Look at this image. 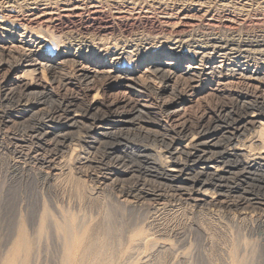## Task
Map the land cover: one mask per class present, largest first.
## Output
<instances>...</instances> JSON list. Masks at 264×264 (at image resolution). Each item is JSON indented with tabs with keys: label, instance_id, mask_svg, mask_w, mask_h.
<instances>
[{
	"label": "rangeland",
	"instance_id": "obj_1",
	"mask_svg": "<svg viewBox=\"0 0 264 264\" xmlns=\"http://www.w3.org/2000/svg\"><path fill=\"white\" fill-rule=\"evenodd\" d=\"M0 1H1L0 2V9H1L0 10V14H1L0 15V31L3 33V31H4L3 27L6 28L8 26L6 28V30L9 32L8 36H10V37L7 36V38H1L0 39V45H3L5 47L7 45L10 49H13V52H12L13 54H11V57H5V56L0 55V57H1L0 62L1 61L2 62L7 61L13 67L16 65L18 60H20L21 56L24 55L27 51H30V50L35 51L36 50V52H37V50L39 49V44L36 45V44H32V42H27L28 38L24 37L26 35H24L23 37L20 36L23 32L21 27L24 25H27V27H30L29 28L30 31L28 30V33L29 32H31L32 34L38 33V34H40V36L42 34L43 36L45 35L44 38H47L51 34L50 36L55 37V40H54L55 43H56V41L59 42V40L61 41L63 39L61 42H65V43H63V46H61V49L66 50L68 53H71L73 55L77 54L78 55L77 57H83L81 60L77 59V62H73V61H70L69 63L65 62L67 65L65 63H63V66H60L59 69H56V72H57L56 73V75H57L56 79L57 80L55 79L56 82H55V80L53 82L49 73L44 71L45 72L44 73L45 84H46V86H48V89H50V91H51L50 95L47 94V95H45L46 97L43 95L44 96V97H42L43 100L40 98L42 101L46 100L45 103L46 102L48 103V104L47 103L45 104L46 106L45 105L43 106L45 111L46 112L53 111L56 108L55 104L61 105V104H64L65 102H67V100L73 99V100H75V102L72 101V103H75V105H76V106L74 105L73 107H75L76 109L78 108L77 111H75V112L81 113V110L83 108L84 103H87V101L92 99L90 97H93L94 94H96V96L98 94V97H101L99 99L102 101L101 107L103 108L102 109L100 107V109L96 113H94V114L92 113L93 115L91 114L92 116L89 118H82V119L80 118L77 125L75 127L71 128L70 130H68V132H66V135H67L66 137H64L63 135H60L61 137L58 136L59 134H62V133L64 134L65 131H67L65 129L62 131L59 130L60 124L63 123L64 119L66 120L68 117V114L66 112H64L63 110H61L59 112V115H57L58 118L56 117L55 120H52V121H49L48 118L46 116H44L45 111H44V113L38 112V114H37V112H36L32 116H27L26 117L27 119L22 118V121L27 120V123L20 122L21 119L19 120V119L12 118L13 120H12V122H10L11 124L8 123L9 128H8V124L6 126H3L1 121H0V264H8L7 258L9 256V254L11 253V251L13 250V246H14L15 242L17 240H19L20 234L22 233L23 230H24L25 235L30 237V239L33 240L35 243V246H34L35 251H34L33 256H31L32 258L30 260V261H32L31 264H61V261L63 258V252H64V240L66 237L65 227L67 225H69V226L74 225V230L76 231L75 233L77 234V236L79 238L78 247L80 249H83L85 247V245L87 244V242L89 241V239L91 237H94V238H96V240H98V245H95L96 247H98L99 245H101L102 236L104 234H107L108 239H109V248H110V251L113 252V259H114L115 263H117V264H234L236 262L238 264H264V206H261L258 204V202H262V201L264 202V186H263L264 185L263 184L264 178L262 176L264 173L261 172V169L259 172V169H257L258 170L257 171L256 168L254 169V166H250L249 164H244L243 161H245V159H246L245 156H241V157L238 156L237 157V156H235L234 153H228V151H227L229 148H231L233 146L235 147V146L239 145L241 147L242 144H246V143H247L246 145H248L249 147L246 145H244V146H246L248 148H250V146H251L252 149L251 148L248 150L246 149V151L243 152L244 155H246L247 151H249V150H250L251 154L253 153L252 156L255 153H257V150L260 151L259 148L257 149V147H258L257 145L260 144V142L255 141L256 139H258L257 138V131L254 130V134H256V135H254L253 129H256V130L258 129V131L263 130V132H264V123H263L264 122V114L262 116V119L260 120V124L258 125V123H257V126H256V123H253V125L251 123H247L246 126L243 127L241 122L243 121L245 116L249 115L250 113L252 114L253 112L258 111L257 113L260 114L261 112L264 111V109H263L264 106L261 105L262 101H264V97H262V96H264V82H263L264 81V78H263L264 77V49H263L264 48V0H232V1L231 0H200V2H199V0H194V1L193 0H188V1L183 0L184 3L181 0H178V1L177 0H172V1L171 0H166V1H164V0H154V1L153 0L152 1L151 0H149V1L138 0V3L135 2L136 0L135 1L131 0L132 2H130V0H128V1L127 0H105V1L101 0L102 2L95 0L94 1L95 3H97L98 5L100 4L99 9H102L100 11H103V9H104V11L103 12H96L97 14H94L93 16L96 15L97 19H96V17H93L92 22L87 17V16H89L88 12L85 11L83 8H80V7L81 6L84 7L86 4L89 5L91 2H93V0H89V1L88 0H86V1L85 0H83V1L73 0L75 2H73L72 0H70V1L69 0H65V1L64 0L63 1L57 0L59 3L57 1L54 2V0H52V1L48 0V1H51V4H50V2H46L47 0L46 1L45 0H39V1L38 0H30V1L29 0H26V1L22 0L23 2L21 0H19V2L18 1L12 2V0L11 1L10 0H7V1L0 0ZM84 1H85V3H84ZM106 1H108V2H106ZM133 1L135 4H137V6L133 3ZM143 1L147 2V4L149 2L150 3L152 2V3L151 4L149 3L150 5H147V4L145 5V3ZM156 1H159L160 4H159V2L156 3ZM180 1L182 3H180ZM195 1H196V3H195ZM9 2L11 5L9 4ZM60 2H62V3H60ZM79 2H83V3H79ZM110 2H112V3H110ZM114 2L116 3V5ZM120 2H121V4H120ZM186 2L187 3L189 2L190 4L189 3L187 4ZM197 2H199V3L197 4ZM56 3L58 5H56ZM140 3L141 4L143 3L142 4L143 6H141ZM16 4H18L17 5L18 7L15 6ZM21 4H23V5H21ZM35 4L38 7H36ZM40 4H41V6H40ZM156 4H159L160 6H158ZM224 4H226V5H224ZM74 5H76V6H74ZM78 5H79V8L77 10H75V7H77ZM128 5H130V6H128ZM199 5L201 7H199ZM259 5H261V6H259ZM66 6H67V8L65 9ZM108 6L110 8H108ZM115 6H117L118 9ZM8 7H10V8H8ZM22 7L24 9H22ZM43 7H45V9ZM48 7H49V9H48ZM55 7H58V9ZM20 8H21V11L23 10V12L18 10ZM114 8H116V10ZM149 8H151V9H149ZM194 8H196V9H194ZM72 9L74 10V12ZM113 9L115 10V11H113L114 15L111 13ZM120 9H121V11H125V14L127 13L126 17L130 18V19L126 20L128 23L124 27L122 25H120V23H118L117 20L111 19V18H114L117 16L118 10L120 11ZM133 9H135L137 11V13ZM161 9H162V11H161ZM33 10L36 12L35 15H31V12ZM49 10H51V11L49 12ZM52 10H54V11H52ZM163 11L165 13H163ZM40 12L44 13V14H41V16H40L39 15ZM57 12H58V14H57ZM62 12H63V14L65 12H68V13L64 14L65 15L64 16L62 14ZM78 12L80 13V15L77 16ZM86 12H87V14H86ZM106 12L108 13V15ZM170 12H172L174 14H172ZM187 12H188V14H187ZM69 13H70V15H69ZM142 13L144 14V16L142 15ZM168 13H170V15L172 14L173 16H170ZM10 14L12 16H14V18H16V16H17V19H14ZM22 14H24V15H22ZM109 14H111V16ZM133 14H135V15H133ZM139 14H141V15H139ZM151 14H153L152 17H151ZM26 15H27V17H26ZM36 15H39V18H37V19H39L40 23L42 22L45 24L40 25L39 22H37V24L36 23H34V24L30 23L29 19L34 18ZM59 15H60V17H59ZM104 15L107 16V18L111 21V24L114 23V25L108 24V27L110 26L111 28H108L107 25L105 26V21H104L105 16ZM24 16H25V18H24ZM49 16L50 17H52V16L58 17V18L54 17V19L52 17V19L55 21V25H54L55 27L54 28L47 27L48 23L43 21V20L49 19L50 18ZM133 16H136L137 18L136 17L133 18ZM176 16H177V18H176ZM193 16H195L196 18L194 19ZM20 17H21V20H20ZM45 17H46V19H45ZM163 17H164V20H166V19H168V20L164 21ZM191 17L194 20L191 19ZM11 18H13V21ZM135 18H136V20H135ZM181 18H183V19H181ZM178 19H179V21H178L179 25H177ZM1 20H3V21H1ZM161 20H163V21H161ZM23 21H24V23H23ZM60 22H61V24H60ZM76 22H78V23H76ZM79 22H80V24H79ZM141 22H143V23H141ZM160 22H164L166 24L168 22L169 23L167 25H165V24H162ZM181 22H183V23L181 24ZM184 22H185V24H184ZM146 23H147V25L144 26V24H146ZM172 23H174V25ZM19 24H21V26ZM29 24H30V26H29ZM77 24H79V25H77ZM97 24H99V25L101 24V25L98 26ZM103 24H104V26H103ZM137 24H139V25H137ZM81 25H82V27H81ZM175 25H177V26L175 27ZM189 25H190V27H188ZM43 26H45L46 28H49V29H46ZM78 26L80 27V29L78 28ZM89 26H91V28H89ZM33 27H34V29L36 27L35 33H34V29L32 30ZM61 27H62V29H61ZM171 27L177 28L179 30L178 31L179 33L178 32L177 33L172 32ZM37 28H39L40 30ZM44 28H45V32L48 30L45 34L42 33V32H44ZM69 28H71V30ZM101 28H103V29L107 28V30H106L107 32H105V34L103 32H101L102 36L100 35V37H99L98 29L103 30ZM166 28H168V29H166ZM19 29H21V30H19ZM53 29L55 30V33H54ZM126 29L127 30L129 29L130 31L129 30L128 31L130 33L129 32L127 33ZM36 30H37V32H36ZM63 30H64L65 34L60 33ZM152 30H154V32ZM157 30L159 31L160 34L158 33ZM74 32L76 35L78 33V35L76 36L74 34ZM89 32H91V34L93 33L92 34L93 36L90 35ZM109 32H112V33L110 34ZM121 32L124 34H122ZM155 32H157L156 34L157 35L159 34L160 36L158 35V37H157ZM170 32H172L174 36ZM48 33H50V34H48ZM70 33L72 35H70ZM153 33L155 34V36ZM161 33H163L164 36H162ZM181 33L183 34V36L182 35L180 36ZM25 34H27V33H25ZM57 34H58V36H56ZM66 34H68V36ZM118 34H119V36H118ZM165 34H167L168 37ZM82 35H83V37H82ZM103 35H105V36H103ZM120 35H123V37ZM125 35H129V37L125 36ZM147 35H148V37H146ZM71 36H72V38H71ZM89 36H91L90 39H89ZM117 36H118V38H117ZM134 36H135V38H134ZM151 36L154 37V39ZM186 36H187V38H186ZM125 37L128 40H126ZM80 38L83 40H81ZM91 38H92V40L98 39V38L103 39V42H104L103 45H104V48L105 47L106 48L103 50V52L100 55L97 54V53H99V51L97 49L102 48V47L95 44V40H93L94 41V43H93L91 41ZM129 38L131 39V41ZM147 38H148V40H147ZM171 38H172V40L174 38H182L183 45H181L182 43H180V42L175 44V47L178 50V54H175V53H177L175 51L168 50L171 47L173 48V44H172L173 42H172ZM239 38H240V40H239ZM168 39H169V41H168ZM84 40H86V41H84ZM104 40H106V41H104ZM162 40H164L166 42H164ZM183 40H184V42H183ZM24 41L27 43H25ZM151 41H153V43ZM78 42H80V43H78ZM107 42H109V43H107ZM111 42H113V43H111ZM91 43H93V44H91ZM114 43H116V44H114ZM122 43H123V45H121ZM136 43L138 46L136 45ZM161 43H163V44H161ZM64 44H67V46ZM186 44H187V46H186ZM68 45H69V48H68ZM93 45H95V46H93ZM154 45H157V46H154ZM110 46H111V48H110ZM114 46H116L117 49ZM145 46H147V48ZM168 46H170V47L168 48ZM15 47H17V48H15ZM25 47H27V48H25ZM29 47H30V49H29ZM130 47L131 48L133 47L132 50L133 51L135 50L134 53L132 50H130L131 49ZM143 47L146 48V51H145V48H143ZM18 48H21V49H18ZM152 48H153V50H151ZM115 49L118 50L119 52L123 51L122 52L123 58H124V56L127 57L126 58V61H128L126 63L127 65L126 64L124 65L126 67V70L129 69L130 72L135 73V75L139 78L138 79L139 82L142 84H145V85L148 84L150 86V90L144 89L142 87L139 88V90L136 89L137 91L134 89H131V88H124V87L123 88L117 87L116 89H109L106 87V84L104 82H103L104 84L101 82L102 80L103 81H105V80L103 78H101L100 76H97L96 78H94L96 81L93 80V83H89V84H86L85 82H83L79 79L78 70L82 67V65H85V64H86V66H83V67H88L86 69H89V70H91V69L92 70H94V69L100 70V71L110 70V69L111 70H119L118 69L119 67L116 64H114V66H113L111 63H109L107 61L108 59L104 60L102 58L103 53L105 55V52L107 50L109 52H113ZM126 49L129 51H127ZM71 50H72V52H71ZM163 51L164 52L168 51L169 56H164V57L162 56L163 58H161L159 55ZM85 53H86V56H85ZM90 53H91V55H90ZM150 53L151 54L154 53V55H150ZM193 53H194V55H193ZM212 53H214V54H212ZM251 54L253 56H251ZM92 55H94V56H92ZM164 55H166V54H164ZM87 57H88V59H87ZM135 57H137V58H135ZM159 57H160V60L164 61L163 63H166L163 66H167L168 65L167 63H172V65L174 66L175 70H171L172 73L167 72V74H170L169 75L171 78V83H170L171 89L170 90H171V92H173V94L170 91L166 92L165 94L164 93L158 94V92L156 91V90H159V88L162 89V86L164 85V83H163L162 78L159 75H155L152 72V68L149 67V65L147 63L150 60L157 59ZM123 58H122V60H123ZM179 58H181V59H179ZM206 58H207V60H206ZM221 59H223V60L221 61ZM9 60H10V62H9ZM129 61H130V63H129ZM219 62H221V63L218 65ZM227 62H229V63L227 64ZM74 63L77 65L73 66V65H75ZM187 63L192 65V70L185 73L182 70H180L179 68H181L182 65L187 64ZM204 64L206 66H204ZM194 65L198 67L197 71H194L195 70ZM212 65H214V66H212ZM199 67H200V69H199ZM235 67L237 69H235ZM5 68L7 71L5 70ZM227 68H230V69H227ZM233 68H234V70H233ZM73 69L74 70L76 69V71H74ZM215 69H217L218 71ZM61 70H63V72ZM210 70L212 71V73ZM231 70H232V72H231ZM148 71H150V72H148ZM226 71H228V73ZM72 72H73V74H72ZM192 72H194V73H192ZM236 72H237V74H236ZM64 73H66V74H64ZM152 73L154 75H151ZM182 73L184 75H182ZM195 73H197L198 75ZM242 73H243V75H242ZM250 73H252V74H250ZM71 74H72V76H69ZM114 74L117 75L119 73L116 72ZM177 74H179V75H177ZM219 74H221V75H219ZM15 75L16 74L11 72V70L7 69L6 66L0 68V99L2 100V101L0 100V109H2V107H7V108H3L2 110H0V113L3 112L4 115H5V111L7 112V111L11 110V111L17 112L19 110L20 111L24 110L23 105L26 104L25 102L28 103L31 100L30 103H32L36 99L33 96H25V95L23 96L22 91H20L19 89H13L11 80L14 78ZM66 75H68V76H66ZM199 75H202V76H199ZM244 75H245V77H244ZM249 75L251 76V78ZM252 75H254V76H252ZM256 75H258V77ZM175 76H176V78H175ZM192 76L195 77L194 80L192 79L193 78ZM26 77L27 78H25V76H24V78H22V80L26 81V80H29V78L30 79L32 78L30 75H26ZM76 77H77V80H75ZM98 77H100V78H98ZM159 78H161V79H159ZM58 79H61V80L58 81ZM255 79H257V80H255ZM251 80H253V81H251ZM260 80H262V82ZM81 82H82V84H81ZM100 82H101V84H100ZM196 82L199 85H194ZM59 84H61V86ZM65 84H67V86ZM64 85H65V87H64ZM70 85H71V87H70ZM99 85H101V86H99ZM102 85H104V86L102 87ZM172 85L174 87H176L175 88L176 90H174ZM189 85L191 86L192 89L191 88L189 89V87H190ZM192 85H194V86H192ZM199 86H200V88H199ZM84 88L85 89L87 88V89L85 90ZM88 88H92V89L90 90ZM172 88H173V90H172ZM193 88L196 89V91H194L195 93L192 96H189L188 93L190 94L192 92L191 90H193ZM125 91L127 93H125ZM138 91H140V92H138ZM155 91H156V93H155ZM141 92H142V94H141ZM6 93H7V95H5ZM128 93H129L130 97H129ZM170 93H171V95H170ZM151 94H152V96H151ZM184 94H186V95H184ZM258 94H260L261 96ZM131 95H132L133 99L135 97L134 100L131 98ZM176 95H180V96L176 97ZM145 96H147V97H145ZM179 97L187 98L188 100L181 107H179V110L176 113H174V112L173 113H170V112L167 113L165 110H163L164 104H162V103H167V101L175 100ZM17 98H19V99H17ZM54 98H55V100H54ZM120 98L122 99V101ZM16 99H17V101H16ZM48 99L50 100V102ZM82 99L85 102H83ZM166 99H168V100L166 101ZM254 99H255V101H253ZM260 99H261V101H260ZM111 100H112V102H111ZM114 100H115V102H119V104L115 106L116 110L117 109L121 110L122 107H123V110H131L134 107L135 108L138 107L139 105L140 106L145 105V106H149L150 108H152V113L148 114L145 112L143 114H140L137 117V119H135L136 121L134 120L135 122L132 125V126L136 127V129L134 127L130 126L128 129L123 130L122 132H116V134L114 133L115 135L114 134H112V135L111 134H103L102 131H101V133H102L101 134L100 131L95 129V128L98 127L99 125H101L102 124L101 122H103L105 120V115H104L105 110L107 111L108 106L110 104L115 103ZM161 100H164V101H161ZM240 100L242 101V103H245V104H242L243 106L241 105ZM10 101L12 102L11 104H10ZM22 101H24V103H22ZM51 101L53 102L52 106L50 104ZM16 102H17L18 106H17ZM134 102H136V103H134ZM142 102L143 103L145 102L147 104H145V103L143 104ZM148 102L150 103V105ZM108 103H110V104H108ZM248 104H249V106L251 104H253L254 106L251 105L250 108H248L249 110L244 109L245 105H248ZM128 106H130V107H128ZM131 106H132V108H131ZM158 106L162 109H160ZM241 106L243 107V109L241 108ZM10 107H12V108H10ZM50 107L51 108L53 107V108L51 109ZM15 108H17V109H15ZM126 108H128V109H126ZM13 109H15V110H13ZM259 109H260V111H259ZM113 110H114V108H113ZM250 110H251V112H250ZM243 113H244V115H243ZM12 114H14V113H12ZM155 114H157V115H155ZM34 115H35V118H34ZM181 115L183 116L182 118H181ZM239 115L241 116V118ZM0 117H1V115H0ZM32 117L34 118V120ZM36 117H37V120H36ZM40 118H42V120ZM141 118H142V120H141ZM143 118H144V120H143ZM153 118L155 121H153ZM173 118H174V120H173ZM56 119L57 120L59 119V121H56ZM92 119H94L95 122ZM164 119H166V120H164ZM182 119H184V120H182ZM38 120H40V121H38ZM84 120H85V124H84ZM176 121L180 122V124L178 122H177V124H175ZM14 122H16V123H14ZM24 122H26V121H24ZM169 122L171 125L169 124ZM17 123H20V124L22 123V124L17 125ZM32 123H34V124H32ZM40 123H42L43 125ZM12 124H14V125H12ZM172 124L174 127L172 126ZM34 125H35V127H34ZM40 125H42V127H40ZM51 125H53V126H51ZM135 125H137V126H135ZM166 125H168V126H166ZM176 125H178V126H176ZM182 125L184 127H187L188 130L184 132L182 129L183 128ZM237 125L239 127H237ZM260 125L263 126V129H262V126H260ZM163 126H164V128H163ZM240 126H242V127H240ZM255 126H256V128H255ZM147 127H149V128L146 129ZM259 127H261V128H259ZM32 128H35V129L32 130ZM132 128H134V129H132ZM139 128L145 129L148 131L154 130V132L151 131L153 133H150L151 136L148 135L149 138H148V136H143L142 134H141L142 136H140V134L137 133V129H139ZM189 128H191V129H189ZM247 128H250V129H247ZM251 128H253V129H251ZM25 129H27V130H25ZM74 129H75V131H74ZM87 129H88V131H87ZM180 129H181V131H179ZM232 129L235 132L234 131L231 132ZM243 129H244V131H243ZM38 130H40V131H38ZM195 130L197 132H195ZM37 131H38V133H37ZM70 131H71V133H70ZM72 131H74L75 133H73ZM155 131L157 133L156 135H155ZM40 132H42V133H40ZM58 132H59V134H58ZM30 133L34 136V138ZM43 133L44 134L48 133V134L43 135ZM77 133H80V134L78 135ZM160 133L161 134L164 133L163 134L164 136L161 135ZM200 133H202V134H200ZM203 133H205V134H203ZM242 133H243V135H242ZM70 134H71V137H70ZM186 134H188V135H186ZM193 134L197 135V137H203L204 138V139L202 138L203 140L209 139L206 143L208 145L204 144V146L201 147V149H203L205 151L206 155L208 153V155L206 156L207 158L209 156V158H213L212 160H214L217 163V165H221V164L223 165V166L221 165L222 166L221 167L222 170L220 172L221 174L219 173L216 176L212 175V177L211 176H207V177L205 176L206 179L209 178L208 183H211L210 187L212 189L213 188L215 189V190L213 189L214 190L213 191V190H210L211 188H209V190L213 192V193L212 192L211 193H212V195H215L214 198L216 197L215 199L217 202L222 201V204H223L222 206H219V205L216 206V205H213V204L207 203V202H202L201 203L202 205L199 204L196 206L191 204L190 201L187 200L188 198H187L186 192L184 190H181L182 187H184L183 185H185V184L173 182L169 178L168 179L164 178V176L161 175L162 171L159 169V167H157V166L152 167L149 163L146 162L145 158L143 157L144 156L143 153H145V152L142 153V147H143L142 144L145 145V147L149 146V148L152 151V152L150 151L151 154L148 151H146V154H145L146 156L148 154L149 157H158V155L160 157L161 156L167 157L170 154H168L169 152L166 150V148L164 146L165 143L163 142L164 143L163 144L162 142H160L159 139L161 138V136L165 137V140L168 142L172 138L170 140V142L173 141V142L185 144L187 141H189L188 138H190V136ZM237 134L239 135V137L237 136ZM35 135H36V137H35ZM53 135H55V138ZM107 135H110V138ZM178 135H180V137ZM249 135H252V136L254 135V137L249 136ZM50 136L51 137L53 136V137L51 138ZM152 136H154L153 137L154 139L152 138ZM181 136H182V138L184 136V140H182ZM236 136H237V138H236ZM37 137H38V139H37ZM84 137H88V138H84ZM99 137H101V138H99ZM47 138L48 139L50 138L54 141H52V140L50 141V139H49V141L47 142V140L45 141V139H47ZM147 138H148V140L149 139L150 140L148 141ZM155 138L157 139L156 141H155ZM247 138H248V140L250 138V141H251L250 144H249L250 141H248ZM20 139H22V140H20ZM39 139L42 142L45 141V143H48L50 146L49 145H45V146L42 145L44 147L40 146ZM89 139H91V140H89ZM214 139L216 140L215 142H214ZM229 139H231V140H229ZM35 140H37V141L35 142ZM218 140L220 143L217 142ZM231 141H233L234 144ZM252 141H254L253 145H251ZM57 142H59V143H57ZM60 142H61V144H60ZM153 142H155V143H153ZM227 142H228V144H227ZM255 142L257 145L255 144ZM218 143H219V145H218ZM236 143H237V145H236ZM35 144H37V146ZM147 144H148V146H147ZM212 144H213V146H212ZM214 144H216V145H214ZM59 145H61V146L59 147ZM154 145L156 147L158 146L157 147L158 150L154 147ZM159 145H160V149H159ZM227 145H229V146H227ZM56 146H58L60 149L58 150V147H56ZM130 146H132V147H130ZM226 146L229 148H227ZM51 147H52V149H51ZM225 148H227L226 151H225ZM71 149H72V151H71ZM130 150H131V153H130ZM153 150H154V152H153ZM160 150L161 151L164 150V151L161 152ZM217 150L218 151L220 150L221 153H220V151L218 153ZM55 151L57 153H55ZM136 151H137V154H136ZM216 151L220 156L222 155L221 156L222 158L217 153L215 155ZM35 152L39 155L42 154L44 156H47V159H51L53 165L56 164L55 166L61 167V168L59 167L61 169V170L59 169V172L61 171L60 172V178L56 182L54 181V179L50 178L51 173L49 171V168H47L44 165L40 166L39 163H35V160H34L35 157H33V156H37V155H35L36 154ZM161 153H163V154H161ZM209 153L210 154L213 153L211 155L212 156L215 155V156L211 157V155H209ZM51 154H52V157H51ZM54 156H55V158H54ZM254 156H256V155H254ZM32 157H33V159H31ZM184 157H185L184 155H182V156L180 155V158L183 159L184 162H187L186 157H185V159H184ZM226 157H228L230 159H228ZM231 157H234L233 159H235L234 160L235 162L233 161V159ZM52 158H53V160H52ZM117 158L120 160V162L116 160ZM168 158H170V157L168 156ZM131 159H132V161H131ZM239 159H240V161L238 162ZM32 160H34V161H32ZM109 160H110V162H109ZM226 160L228 161V163H226L227 162ZM63 161L64 162L66 161V162L64 163ZM118 162L120 164H118ZM187 163L189 164V169L186 171V173H188V176L189 175H191L190 177L197 176V171L195 168L192 167L193 166L192 162H187ZM241 163H243V164H241ZM63 165H65V166H63ZM116 165L118 166L117 169L130 171L129 174H127V175L124 174L125 176L121 174V176L116 177V179L111 178V179H108L107 181H104V182L102 180L98 179L97 176L109 177L108 172H110V169L116 168L117 167ZM131 165L134 167L132 168ZM122 166H124V167H122ZM146 166L149 168L151 166V168L149 169ZM131 168L132 169L135 168V169L132 170ZM153 168L155 170H153ZM240 169H242V170H240ZM251 169H252V171H251ZM90 170L92 171V173ZM235 170L238 172H235ZM239 170L242 173H239L240 172ZM247 170H248V172H247ZM258 172H259L260 177L258 176ZM84 173H87V174H84ZM237 173H239V175ZM247 174L249 175V177ZM228 175L230 176V178ZM217 176H218V178H217ZM215 177H216V179H215ZM223 177H224V179H221ZM93 178H94V181H93ZM120 178H121V180H120ZM117 179H118V181H115V184H118L119 186L121 185L122 187L127 188V190L130 188H134L135 186H136L135 188H138L137 190H139L140 186H141L142 187L141 189H144L148 192H152V189L153 190L155 189L158 191V193L155 192V194H161V195L159 196V198L155 197V196H151L150 198L149 197L146 198L147 199L146 200L143 198H137L136 195H134V194L132 195V193H129V192L123 193L117 187L115 188L112 185L111 181L117 180ZM122 179L125 181H123ZM211 181H213V182H211ZM254 181L256 183H254ZM98 184H99V186H98ZM154 184H156V185H154ZM219 184H220V186H222V188L219 186ZM153 185H154V187H153ZM215 186H217L218 188ZM219 188H221V189H219ZM159 191H160V193H159ZM217 191H219V192L221 191V192L218 193ZM222 191H224V192H222ZM162 194H164V195H162ZM219 196H221V197H219ZM185 198H187V199H185ZM236 199L239 201V203L237 202ZM231 201H233V202H231ZM227 204H230V205H227ZM240 205H242V206H240ZM252 205H254V206H252ZM229 206H231V207H229ZM227 207H229V208H227ZM249 207H250V209H249ZM40 229L42 230V232H40ZM157 243H164L165 247L163 246L161 248V246H159L160 248H158V246H156ZM22 256H23V253L19 254V258H22Z\"/></svg>",
	"mask_w": 264,
	"mask_h": 264
},
{
	"label": "bare ground",
	"instance_id": "obj_2",
	"mask_svg": "<svg viewBox=\"0 0 264 264\" xmlns=\"http://www.w3.org/2000/svg\"><path fill=\"white\" fill-rule=\"evenodd\" d=\"M5 1H7V0H5ZM11 1V0H10ZM19 2V0H12V2ZM22 1V0H21ZM23 1H26V0H23ZM22 1V2H23ZM30 1V0H29ZM28 1V2H29ZM39 1V0H38ZM46 1V0H45ZM52 1V0H51ZM51 1H46V2H50V4H51ZM55 1H57V0H54V2ZM63 1V0H62ZM65 1V0H64ZM70 1V0H69ZM73 1V0H72ZM81 1H83V0H81ZM86 1V0H85ZM85 1H84V3H85ZM89 1V0H88ZM95 0H93V2H91L89 5H83L84 7H80V8H83L85 11H87L88 12V15L89 16H87L88 17V19L92 22V20H93V17H96V15L95 16H93L94 14H97L96 12H103L104 11V9H103V11H100V10H102V9H99V5L97 4V3H95L94 2ZM98 1H101V0H98ZM103 1H105V0H103ZM128 1V0H127ZM135 1V0H134ZM134 1H133V3H134ZM142 1V0H141ZM140 1V2H141ZM145 1V0H144ZM143 1V2H144ZM146 1H149V0H146ZM152 1V0H151ZM154 1V0H153ZM164 1H166V0H164ZM172 1V0H171ZM178 1V0H177ZM182 2H183V0H181ZM180 1V3H182ZM188 1V0H187ZM194 1V0H193ZM192 1V2H193ZM232 1V0H231ZM1 2V1H0ZM58 2V1H57ZM73 2H75V1H73ZM78 2V1H77ZM102 2V1H101ZM100 2V3H101ZM106 2H108V1H106ZM130 2H132L131 0H130ZM135 2H137L138 3V0H136ZM157 2H159V1H156V3ZM163 2V1H162ZM161 2V3H162ZM199 2H200V0H199ZM199 2H197V4L199 3ZM210 2V1H209ZM225 2V1H224ZM43 3V2H42ZM59 3V2H58ZM60 3H62V2H60ZM79 3H83V2H79ZM110 3H112V2H110ZM115 3V2H114ZM119 3V2H118ZM123 3V2H122ZM145 3V5L147 4V2H144ZM150 3V2H149ZM147 4V5H150V4ZM167 3V2H166ZM184 3V2H183ZM187 3V2H186ZM189 3V2H188ZM187 3V4H188ZM194 3V2H193ZM195 3H196V1H195ZM231 3V2H230ZM263 3V2H262ZM7 4V3H6ZM9 4H10V2H9ZM71 4V3H70ZM108 4V3H107ZM120 4H121V2H120ZM126 4V3H125ZM135 4V3H134ZM141 4V3H140ZM143 4V3H142ZM141 4V6H143ZM159 4H160V2H159ZM159 4H156V5H158V6H160ZM163 4V3H162ZM190 4V3H189ZM202 4V3H201ZM200 4V5H201ZM211 4V3H210ZM11 5V4H10ZM18 4H16L15 6H17ZM21 5H23V4H21ZM56 5H58L57 3H56ZM55 5V6H56ZM60 5V4H59ZM104 5V4H103ZM112 5V4H111ZM115 5H116V3H115ZM127 5V4H126ZM132 5V4H131ZM136 6H137V4H135ZM139 5V4H138ZM155 5V6H156ZM166 5V4H165ZM199 5V7H201ZM203 5V4H202ZM224 5H226V4H224ZM3 6V5H2ZM35 6H36V4H35ZM40 6H41V4H40ZM45 6V5H44ZM74 6H76V5H74ZM107 6V5H106ZM113 6V5H112ZM120 6V5H119ZM128 6H130V5H128ZM134 6V5H133ZM140 6V7H141ZM250 6V5H249ZM259 6H261V5H259ZM18 7V6H17ZM21 7V6H20ZM31 7V6H30ZM36 7H38V6H36ZM59 7V6H58ZM58 7H55V8H57L58 9ZM116 8H117V6H115ZM122 7V6H121ZM149 7V6H148ZM212 7V6H211ZM235 7V6H234ZM242 7V6H241ZM246 7V6H245ZM8 8H10V7H8ZM29 8V7H28ZM32 8V7H31ZM44 9H45V7H43ZM63 8V7H62ZM67 8V6L65 7V9ZM73 8V7H72ZM79 8V5L77 6V7H75V10H77ZM102 8V7H101ZM105 8V7H104ZM108 8H110L109 6H108ZM116 8H114L115 10H116ZM120 8V7H119ZM123 8V7H122ZM131 8V7H130ZM135 8V7H134ZM142 8V7H141ZM152 8V7H151ZM151 8H149V9H151ZM160 8V7H159ZM197 8V7H196ZM196 8H194V9H196ZM226 8V7H225ZM3 9V8H2ZM15 9V8H14ZM22 9H24L23 7H22ZM48 9H49V7H48ZM64 9V10H65ZM106 9V8H105ZM112 10V14L114 13L113 11H115V10ZM118 9V8H117ZM125 9V8H124ZM148 9V10H149ZM156 9V8H155ZM250 9V8H249ZM1 10V9H0ZM12 10V9H11ZM18 10H20L21 11V8L20 9H18ZM39 10V9H38ZM73 10V9H72ZM136 13H137V11L135 10V9H133ZM138 10V9H137ZM145 10V9H144ZM143 10V11H144ZM184 10V9H183ZM187 10V9H186ZM244 10V9H243ZM14 11V10H13ZM51 10H49V12H50ZM52 11H54V10H52ZM84 11V12H85ZM111 11V10H110ZM133 11V12H134ZM139 11V10H138ZM142 11V12H143ZM151 11V10H150ZM154 11V10H153ZM160 11V10H159ZM161 11H162V9H161ZM178 11V10H177ZM234 11V10H233ZM21 12H23V10L21 11ZM73 12H74V10H73ZM80 12V11H79ZM78 12V14H77V16L78 15H80V13ZM82 12V11H81ZM87 12H86V14H87ZM140 12V11H139ZM145 12V11H144ZM143 12V13H144ZM152 12V11H151ZM189 12V11H188ZM188 12H187V14H188ZM16 13V12H15ZM30 13V12H29ZM61 13V12H60ZM66 13H68V12H65L64 14H66ZM107 13V12H106ZM110 13V12H109ZM131 13V12H130ZM142 13V15L144 16V14ZM159 13V12H158ZM163 13H165L164 11H163ZM170 13H172V12H170ZM170 13H168L169 15H170ZM179 13V12H178ZM207 13V12H206ZM205 13V14H206ZM249 13V12H248ZM20 14V13H19ZM36 14V12L33 10L32 12H31V15H35ZM41 14H44V13H41L40 12V16H41ZM49 14V13H48ZM51 14V13H50ZM56 14V13H55ZM57 14H58V12H57ZM62 14H63V12H62ZM63 14V15H64ZM82 14V13H81ZM84 14V13H83ZM167 14V13H166ZM165 14V15H166ZM172 14H174V13H172ZM170 15V16H173V15ZM1 15V14H0ZM11 15V14H10ZM9 15V16H10ZM22 15H24V14H22ZM28 15V14H27ZM27 15H26V17H27ZM39 15H36L34 18H30L29 20H30V23H32V24H34V23H36L37 24V22H39L40 23V21H39V19H37V18H39ZM69 15H70V13H69ZM72 15V14H71ZM101 15V14H100ZM107 15H108V13H107ZM110 16H111V14H109ZM114 15V14H113ZM126 15H127V13L125 14V11H121V9H120V11L118 10V14H117V16L116 17H114V18H111L112 20H117L118 21V23H120V25H122L123 27L124 26H126L127 25V21L126 20H128V19H130L129 17H126ZM133 15H135V14H133ZM139 15H141V14H139ZM152 15L153 14H151V17H152ZM157 15V14H156ZM164 15V14H163ZM179 15V14H178ZM193 15V14H192ZM191 15V16H192ZM214 15V14H213ZM245 15V14H244ZM6 16V15H5ZM12 16V15H11ZM21 16V15H20ZM29 16V15H28ZM65 16V15H64ZM82 16V15H81ZM105 16V15H104ZM129 16V15H128ZM138 16V15H137ZM155 16V15H154ZM158 16V15H157ZM204 16V15H203ZM8 17V16H7ZM13 18H14V16H12ZM23 17V16H22ZM44 17V16H43ZM50 17V16H49ZM53 17V19H54V17L55 16H52ZM52 17H50L49 19H46V17H45V19L46 20H43V21H45V22H47L48 23V26L47 27H49V28H54L55 26V21L52 19ZM59 17H60V15H59ZM68 17V16H67ZM134 17H136V16H133V18ZM150 17V16H149ZM180 17V16H179ZM194 17V19L196 18L195 16H193ZM3 18V17H2ZM5 18V17H4ZM10 18V17H9ZM13 18H11L12 19V21H13ZM24 18H25V16H24ZM29 18V17H28ZM55 18H58L57 16L55 17ZM81 18V17H80ZM100 18V17H99ZM104 18V17H103ZM110 18V17H109ZM137 18V17H136ZM136 18H135V20H136ZM141 18V17H140ZM166 18V17H165ZM176 18H177V16H176ZM184 18V17H183ZM183 18H181V19H183ZM213 18V17H212ZM14 19H17V16H16V18H14ZM96 19H97V17H96ZM144 19V18H143ZM147 19V18H146ZM191 19H193L192 17H191ZM193 19V20H194ZM198 19V18H197ZM220 19V18H219ZM20 20H21V17H20ZM80 20V19H79ZM87 20V19H86ZM100 20V19H99ZM103 20V19H102ZM142 20V19H141ZM163 20H164V17H163ZM163 20H161V21H163ZM168 19H166V20H164V21H167ZM1 21H3V20H1ZM9 21V20H8ZM25 21V20H24ZM24 21H23V23H24ZM61 21V20H60ZM64 21V20H63ZM62 21V22H63ZM74 21V20H73ZM104 21H105V26L107 25V27H108V24H111V21L107 18V16H105V18H104ZM131 21V20H130ZM155 21V20H154ZM178 21H179V19L177 20V25H179V23H178ZM182 21V20H181ZM11 22V21H10ZM16 22V21H15ZM18 22V21H17ZM20 22V21H19ZM57 22V21H56ZM81 22V21H80ZM80 22H79V24H80ZM94 22V21H93ZM102 22V21H101ZM158 22V21H157ZM195 22V21H194ZM234 22V21H233ZM21 23V22H20ZM22 23V24H23ZM46 23V24H47ZM65 23V22H64ZM76 23H78V22H76ZM141 23H143V22H141ZM160 23H162V24H165V25H167L166 23H164V22H160ZM175 23V22H174ZM174 23H172L173 25H174ZM183 22H181V24H182ZM209 23V22H208ZM26 24V23H25ZM28 24V23H27ZM42 24H45V23H40V25H42ZM60 24H61V22H60ZM79 24H77V25H79ZM83 24V23H82ZM157 24V23H156ZM184 24H185V22H184ZM187 24V23H186ZM191 24V23H190ZM216 24V23H215ZM18 25V24H17ZM20 26H21V24H19ZM24 25V24H23ZM65 25V24H64ZM63 25V26H64ZM71 25V24H70ZM75 25V24H74ZM98 26H100L99 24H97ZM111 25H114V23H112ZM135 25V24H134ZM137 25H139V24H137ZM145 25H147V23L146 24H144V26ZM159 25V24H158ZM177 25H175V27L177 26ZM239 25V24H238ZM19 26V27H20ZM29 26H30V24H29ZM33 26V25H32ZM31 26V27H32ZM62 26V27H63ZM76 26V25H75ZM84 26V25H83ZM103 26H104V24H103ZM136 26V25H135ZM149 26V25H148ZM152 26V25H151ZM171 26V25H170ZM187 26V25H186ZM195 26V25H194ZM207 26V25H206ZM209 26V25H208ZM215 26V25H214ZM2 27V26H1ZM8 27V26H7ZM6 27V28H7ZM16 27V26H15ZM40 27V26H39ZM43 27H45V26H43ZM62 27H61V29H62ZM68 27V26H67ZM74 27V26H73ZM81 27H82V25H81ZM88 27V26H87ZM86 27V28H87ZM93 27V26H92ZM113 27V26H112ZM137 27V26H136ZM173 27V26H172ZM171 27V28H172ZM188 27H190V25L188 26ZM219 27V26H218ZM233 27V26H232ZM6 28L5 27H3V33L1 32L0 33V39L1 38H7V36L9 35V32L6 30ZM14 28V27H13ZM18 28V27H17ZM29 28L30 27H27V25H24V26H22L21 27V29H22V34L20 35L21 37H23L24 35H26V36H24V37H27L28 38V41L27 42H32V44H39V49L37 50V52H36V50L35 51H32V50H30V51H27L24 55H22L21 56V58H20V60H18V62L16 63V65L15 66H11L7 61H4V62H0V68H2V67H7V69H9V70H11V72H13V73H15L16 75L14 76V78L11 80L12 81V86H13V89H19L20 91H22V94H23V96L25 95V96H33L34 98H36L35 99V101H33L32 103H30L31 102V100H30V102H25L26 104H22L23 105V109L24 110H19V111H5V115L3 114V112H1L0 113V115H1V117H0V121H1V123H2V125L3 126H6L8 123H10V122H12V118H14V119H21L20 120V122H22V123H27V120H23L22 121V118H26L27 116H32L34 113H36L37 112V114H38V112H43L44 113V111H45V109H44V105L47 103H45V101L46 100H44V101H42L43 99H42V97H44L45 95H50L51 94V91H50V89H48V86H46V84H45V79H44V73L45 72H48L49 73V75H50V77H51V79H52V81L54 82V80L56 79V77H57V75H56V69H59V67L60 66H63V63H65V62H70V61H73V62H77V59L78 60H81L83 57H77L78 55L76 54V55H73V54H71V53H68L66 50H63V49H61V46H63V43H65V42H61L60 40H59V42H57L56 41V43H55V37L54 36H50L51 34V32L50 33H48V34H50L47 38H44L45 37V35L43 36L42 34H41V36H40V34H38V33H35V29H36V27H35V29H34V27L32 28V30L34 29V33L35 34H32L31 32H29L28 33V30H29ZM46 28V27H45ZM45 28H44V32H42V33H46L45 32ZM49 28H46V29H49ZM78 28L80 29V27L78 26ZM89 28H91V26H89ZM108 28H111L110 26L108 27ZM132 28V27H131ZM156 28V27H155ZM158 28V27H157ZM183 28V27H182ZM213 28V27H212ZM239 28V27H238ZM10 29V28H9ZM21 29H19V30H21ZM37 29H39V28H37ZM60 29V30H61ZM70 30H71V28H69ZM88 29V28H87ZM96 29V28H95ZM100 29V28H99ZM98 29V34H99V37H100V35L102 36V33L101 32H103L104 34H105V32H107L106 30H107V28H101V29H103V30H99ZM166 29H168V28H166ZM181 29V28H180ZM189 29V28H188ZM2 30V29H1ZM40 30V29H39ZM43 30V29H42ZM41 30V31H42ZM52 30V29H51ZM50 30V31H51ZM54 30V29H53ZM68 30V29H67ZM76 30V29H75ZM74 30V31H75ZM89 30V29H88ZM116 30V29H115ZM127 30V29H126ZM129 30V29H128ZM127 30V33L130 31H128ZM140 30V29H139ZM30 31V30H29ZM73 31V30H72ZM112 31V30H111ZM153 32H154V30H152ZM158 31V30H157ZM162 31V30H161ZM179 30L177 29V28H172V32H174V33H177ZM181 31V30H180ZM21 32V31H20ZM36 32H37V30H36ZM67 32V31H66ZM78 32V31H77ZM82 32V31H81ZM142 32V31H141ZM172 32H170V33H172ZM182 32V31H181ZM239 32V31H238ZM241 32V31H240ZM25 33H27V34H25ZM41 33V32H40ZM54 33H55V30H54ZM59 33V32H58ZM61 34L62 33H64V30L62 31V32H60ZM59 33V34H60ZM90 33V35H92L91 34V32H89ZM110 34L112 33V32H109ZM122 33V32H121ZM130 33V32H129ZM157 32H155V34H156ZM158 33H159V31H158ZM179 33V32H178ZM183 33V32H182ZM180 34V36L182 35L183 36V34ZM3 34V35H2ZM60 34V35H61ZM65 34V33H64ZM63 34V35H64ZM74 34H75V32H74ZM120 34V33H119ZM119 34H118V36H119ZM122 34H124V33H122ZM154 34V33H153ZM155 34H154V36H155ZM160 34V33H159ZM158 34V35H159ZM162 34V36H164L163 35V33H161ZM206 34V33H205ZM250 34V33H249ZM254 34V33H253ZM59 35V36H60ZM67 36H68V34H66ZM70 35H72L71 33H70ZM76 35V34H75ZM77 35H78V33H77ZM76 35V36H77ZM87 35V34H86ZM107 35V34H106ZM116 35V34H115ZM114 35V36H115ZM157 35V34H156ZM158 35H157V37H158ZM167 37H168V35L167 34H165ZM172 35H173V33H172ZM220 35V34H219ZM234 35V34H233ZM47 36V35H46ZM56 36H58V34L56 35ZM81 36V35H80ZM85 36V35H84ZM93 36V35H92ZM98 36V35H97ZM103 36H105V35H103ZM118 36H117V38H118ZM120 36H122L123 37V35H120ZM125 36H128L129 37V35H125ZM136 36V35H135ZM135 36H134V38H135ZM140 36V35H139ZM160 36V35H159ZM161 36V37H162ZM174 36V35H173ZM190 36V35H189ZM238 36V35H237ZM256 36V35H255ZM8 37H10V36H8ZM54 37V38H53ZM75 37V36H74ZM79 37V36H78ZM82 37H83V35H82ZM81 37V38H82ZM86 37V36H85ZM90 37L91 36H89V39H90ZM113 37V36H112ZM111 37V38H112ZM116 37V36H115ZM146 37H148V35L146 36ZM152 37V36H151ZM233 37V36H232ZM246 37V36H245ZM12 38V37H11ZM20 38V37H19ZM58 38V37H57ZM67 38V37H66ZM65 38V39H66ZM71 38H72V36H71ZM80 38V39H81ZM153 39H154V37H152ZM156 38V37H155ZM186 38H187V36H186ZM204 38V37H203ZM256 38V37H255ZM22 39V38H21ZM77 39V38H76ZM88 39V38H87ZM86 39V40H87ZM108 39V38H107ZM110 39V38H109ZM116 39V38H115ZM123 39V38H122ZM125 39H126V37H125ZM130 39V38H129ZM145 39V38H144ZM152 39V40H153ZM167 39V38H166ZM25 40V39H24ZM78 40V39H77ZM81 40H83V39H81ZM86 40H84V41H86ZM93 40H95V44H97V45H99V46H101L102 48H98L97 50L99 51V53H97L98 55H100L102 52H103V50L106 48H104V45H103V39L102 38H98V39H93ZM92 40V38H91V41L94 43V41ZM126 40H128V39H126ZM125 40V41H126ZM133 40V39H132ZM135 40V39H134ZM140 40V39H139ZM147 40H148V38H147ZM171 40H172V38H171ZM170 40V41H171ZM223 40V39H222ZM239 40H240V38H239ZM256 40V39H255ZM21 41V40H20ZM19 41V42H20ZM23 41V40H22ZM76 41V40H75ZM104 41H106V40H104ZM109 41V40H108ZM130 41H131V39H130ZM150 41V40H149ZM148 41V42H149ZM154 41V40H153ZM153 41H151L152 43H153ZM162 41H164V40H162ZM168 41H169V39H168ZM186 41V40H185ZM188 41V40H187ZM238 41V40H237ZM25 42V41H24ZM27 42H25V43H27ZM43 42V43H42ZM67 42V41H66ZM71 42V41H70ZM73 42V41H72ZM114 42V41H113ZM113 42H111V43H113ZM143 42V41H142ZM160 42V41H159ZM164 42H166V41H164ZM163 42V43H164ZM172 44H173V48L171 47L170 49H168V50H172V51H175V52H177V53H175V54H178V50H177V48L175 47V44L176 43H178V42H180V43H182V38H174L173 40H172ZM183 42H184V40H183ZM18 43V42H17ZM61 43V44H60ZM74 43V42H73ZM78 43H80V42H78ZM83 43V42H82ZM86 43V42H85ZM93 43H91V44H93ZM107 43H109V42H107ZM120 43V42H119ZM118 43V44H119ZM127 43V42H126ZM131 43V42H130ZM129 43V44H130ZM138 43V42H137ZM137 43H136V45H137ZM155 43V42H154ZM163 43H161V44H163ZM22 44V43H21ZM87 44V43H86ZM90 44V43H89ZM88 44V45H89ZM114 44H116V43H114ZM113 44V45H114ZM147 44V43H146ZM200 44V43H199ZM64 45H66L67 46V44H64ZM103 45V46H102ZM121 45H123V43L121 44ZM127 45V44H126ZM125 45V46H126ZM149 45V44H148ZM159 45V44H158ZM170 45V44H169ZM181 45H183V43L181 44ZM215 45V44H214ZM239 45V44H238ZM15 46V45H14ZM33 46V45H32ZM35 46V45H34ZM93 46H95V45H93ZM119 46V45H118ZM138 46V45H137ZM150 46V45H149ZM154 46H157V45H154ZM161 46V45H160ZM166 46V45H165ZM171 46V45H170ZM170 46H168V48L170 47ZM186 46H187V44H186ZM196 46V45H195ZM11 47V46H10ZM24 47V46H23ZM36 47V46H35ZM79 47V46H78ZM115 48H116V46H114ZM146 48H147V46H145ZM145 47H143V48H145ZM183 47V46H182ZM200 47V46H199ZM206 47V46H205ZM204 47V48H205ZM15 48H17V47H15ZM25 48H27V47H25ZM24 48V49H25ZM68 48H69V45H68ZM67 48V49H68ZM71 48V47H70ZM93 48V47H92ZM110 48H111V46H110ZM131 48V47H130ZM135 48V47H134ZM139 48V47H138ZM146 48H145V51H146ZM157 48V47H156ZM165 48V47H164ZM167 48V47H166ZM181 48V47H180ZM232 48V47H231ZM235 48V47H234ZM237 48V47H236ZM249 48V47H248ZM261 48V47H260ZM18 49H21V48H18ZM29 49H30V47H29ZM86 49V48H85ZM109 49V48H108ZM117 49V48H116ZM114 50L113 52H109L108 50L105 52V55H104V53H103V55H102V58L104 59V60H107L109 63H111L113 66H114V64H116L119 68V70H102V71H100V70H89V69H86V68H88V67H83V66H86V64L85 65H82V67L78 70V76H79V79L81 80V81H83V82H85L86 84H89V83H93V80H95L94 78H96L97 76H100L101 78H103L105 81H101L102 83L104 82L105 84H106V87L107 88H109V89H116L117 87H120V88H131V89H134V90H136V89H138L139 90V88H144V89H149L150 90V86L148 85V84H142V83H140L139 82V78L135 75V73H133V72H130L129 71V69H127L126 70V67L124 66L128 61H126V56H124V58H123V51H118V50ZM121 49V48H120ZM123 49V48H122ZM133 49V47L130 49V50H132ZM201 49V48H200ZM242 49V48H241ZM252 49V48H251ZM264 49V48H263ZM15 50V49H14ZM75 50V49H74ZM82 50V49H81ZM113 50V49H112ZM127 50V49H126ZM140 50V49H139ZM138 50V51H139ZM151 50H153V48L151 49ZM180 50V49H179ZM188 50V49H187ZM186 50V51H187ZM194 50V49H193ZM207 50V49H206ZM20 51V50H19ZM26 51V50H25ZM86 51V50H85ZM84 51V52H85ZM127 51H129V50H127ZM126 51V52H127ZM133 51V50H132ZM135 51V50H134ZM134 51H133V53H134ZM189 51V50H188ZM187 51V52H188ZM199 51V50H198ZM13 52V49H10L7 45H6V47L5 46H3V45H0V55L1 56H5V57H11V54H13L12 53ZM18 52V51H17ZM71 52H72V50H71ZM74 52V51H73ZM79 52V51H78ZM152 52V51H151ZM229 52V51H228ZM231 52V51H230ZM253 52V51H252ZM19 53V52H18ZM92 53V52H91ZM91 53H90V55H91ZM132 53V54H133ZM136 53V52H135ZM144 53V52H143ZM159 53V52H158ZM168 51L167 52H162V53H160V57L161 58H163L164 56H169L168 55ZM181 53V52H180ZM203 53V52H202ZM201 53V54H202ZM248 53V52H247ZM17 54V53H16ZM81 54V53H80ZM137 54V53H136ZM139 54V53H138ZM164 54H166V55H164ZM197 54V53H196ZM210 54V53H209ZM212 54H214V53H212ZM226 54V53H225ZM254 54V53H253ZM128 55V54H127ZM149 55V54H148ZM150 55H154V53L153 54H151L150 53ZM156 55V54H155ZM174 55V54H173ZM193 55H194V53H193ZM218 55V54H217ZM230 55V54H229ZM85 56H86V53H85ZM88 56V55H87ZM92 56H94V55H92ZM91 56V57H92ZM137 56V55H136ZM163 56V57H162ZM201 56V55H200ZM240 56V55H239ZM251 56H253L252 54H251ZM100 57V56H99ZM160 57L159 58H157V59H152V60H150L147 64L149 65V67H151L152 68V72L155 74V75H159L161 78H162V80H163V83H164V85L162 86V89H160L159 87V90H156L157 92H158V94H165L166 92H171V78H170V74H167V72H171V70H175L174 69V66L172 65V63H167L168 65L167 66H163L164 64H166V63H163L164 61L163 60H160ZM205 57V56H204ZM221 57V56H220ZM231 57V56H230ZM258 57V56H257ZM1 58V57H0ZM13 58V57H12ZM122 58H123V60H122ZM129 58V57H128ZM135 58H137V57H135ZM146 58V57H145ZM169 58V57H168ZM172 58V57H171ZM202 58V57H201ZM226 58V57H225ZM238 58V57H237ZM3 59V58H2ZM87 59H88V57H87ZM95 59V58H94ZM101 59V58H100ZM150 59V58H149ZM173 59V58H172ZM176 59V58H175ZM179 59H181V58H179ZM184 59V58H183ZM220 59V58H219ZM246 59V58H245ZM7 60V59H6ZM13 60V59H12ZM122 60V61H121ZM131 60V59H130ZM148 60V59H147ZM185 60V59H184ZM204 60V59H203ZM206 60H207V58H206ZM223 59H221V61H222ZM230 60V59H229ZM15 61V60H14ZM17 61V60H16ZM98 61V60H97ZM102 61V60H101ZM141 61V60H140ZM139 61V62H140ZM9 62H10V60H9ZM13 62V61H12ZM79 62V61H78ZM81 62V61H80ZM93 62V61H92ZM100 62V61H99ZM138 62V63H139ZM172 62V61H171ZM181 62V61H180ZM231 62V61H230ZM233 62V61H232ZM84 63V62H83ZM82 63V64H83ZM129 63H130V61H129ZM146 63V62H145ZM192 63V62H191ZM202 63V62H201ZM206 63V62H205ZM221 62H219L218 63V65L220 64ZM229 62H227V64H228ZM235 63V62H234ZM257 63V62H256ZM12 64V63H11ZM66 64V63H65ZM75 64V63H74ZM132 64V63H131ZM215 64V63H214ZM217 64V63H216ZM237 64V63H236ZM67 65V64H66ZM71 65V64H70ZM77 64H75V65H73V66H76ZM127 65V64H126ZM130 65V64H129ZM140 65V64H139ZM147 65V66H148ZM211 65V64H210ZM72 66V65H71ZM81 66V65H80ZM88 66V65H87ZM179 66V65H178ZM195 66V65H194ZM201 66V65H200ZM204 66H206L205 64H204ZM203 66V67H204ZM212 66H214V65H212ZM131 67V66H130ZM63 68V67H62ZM195 68V70L194 71H197L198 70V67L197 66H195L194 67ZM213 68V67H212ZM61 69V68H60ZM107 69V68H106ZM117 69V68H116ZM131 69V68H130ZM177 69V68H176ZM180 70H182L183 72H185V73H187V72H189V71H191L192 70V65H190L189 63H187V64H184V65H182L181 66V68H179ZM199 69H200V67H199ZM221 69V68H220ZM227 69H230V68H227ZM235 69H237L236 67H235ZM5 70H6V68H5ZM74 70V69H73ZM208 70V69H207ZM215 70H217V69H215ZM233 70H234V68H233ZM7 71V70H6ZM45 71V72H44ZM62 72H63V70H61ZM60 71V72H61ZM74 71H76V69L74 70ZM177 71V70H176ZM211 71V70H210ZM218 71V70H217ZM119 73V74H114V73ZM148 72H150V71H148ZM174 72V71H173ZM180 72V71H179ZM215 72V71H214ZM227 73H228V71H226ZM230 72V71H229ZM231 72H232V70H231ZM238 72V71H237ZM237 72H236V74H237ZM151 74V75H154V74ZM172 73V72H171ZM191 73V72H190ZM192 73H194V72H192ZM206 73V72H205ZM208 73V72H207ZM211 73H212V71H211ZM262 73V72H261ZM63 74V73H62ZM64 74H66V73H64ZM72 74H73V72H72ZM72 74L71 75H69V76H72ZM76 74V73H75ZM180 74V73H179ZM179 74H177V75H179ZM189 74V73H188ZM195 74H197V73H195ZM201 74V73H200ZM214 74V73H213ZM217 74V73H216ZM241 74V73H240ZM250 74H252V73H250ZM26 75H30L32 78L30 79L29 78V80H26V81H23L22 80V78H24V76H25V78H27L26 77ZM60 75V74H59ZM175 75V74H174ZM182 75H184L183 73H182ZM198 75V74H197ZM196 75V76H197ZM219 75H221V74H219ZM242 75H243V73H242ZM248 75V74H247ZM246 75V76H247ZM261 75V74H260ZM259 75V76H260ZM4 76V75H3ZM66 76H68V75H66ZM194 76V75H193ZM192 76V77H193ZM199 76H202V75H199ZM238 76V75H237ZM250 76V75H249ZM252 76H254V75H252ZM257 77H258V75H256ZM6 77V76H5ZM75 77V76H74ZM100 77H98V78H100ZM172 77V76H171ZM210 77V76H209ZM218 77V76H217ZM225 77V76H224ZM244 77H245V75H244ZM46 78V77H45ZM48 78V77H47ZM65 78V77H64ZM161 78H159V79H161ZM175 78H176V76H175ZM200 78V77H199ZM220 78V77H219ZM247 78V77H246ZM249 78V77H248ZM250 78H251V76H250ZM261 78V77H260ZM264 78V77H263ZM156 79V78H155ZM154 79V80H155ZM191 79V78H190ZM193 80L195 79V77H193L192 78ZM198 79V78H197ZM207 79V78H206ZM254 79V78H253ZM259 79V78H258ZM47 80V79H46ZM49 80V79H48ZM57 80V79H56ZM56 80H55V82H56ZM59 80H61V79H58V81ZM72 80V79H71ZM75 80H77V77H76V79ZM220 80V79H219ZM218 80V81H219ZM245 80V79H244ZM247 80V79H246ZM255 80H257V79H255ZM263 80V79H262ZM262 80H260L261 82H262ZM57 81V82H58ZM96 81V80H95ZM204 81V80H203ZM251 81H253V80H251ZM259 81V80H258ZM10 82V81H9ZM65 82V81H64ZM63 82V83H64ZM77 82V81H76ZM101 82H100V84H101ZM146 82V81H145ZM155 82V81H154ZM161 82V81H160ZM264 82V81H263ZM50 83V82H49ZM69 83V82H68ZM67 83V84H68ZM75 83V82H74ZM80 83V82H79ZM84 83V84H85ZM103 83V84H104ZM147 83V82H146ZM162 83V82H161ZM160 83V84H161ZM187 83V82H186ZM209 83V82H208ZM219 83V82H218ZM55 84V83H54ZM67 84H65L66 86H67ZM81 84H82V82H81ZM174 84V83H173ZM60 86H61V84H59ZM63 85V84H62ZM65 85H64V87H65ZM93 85V84H92ZM156 85V84H155ZM194 85H199L197 82L194 84ZM194 85H192V86H194ZM85 86V85H84ZM99 86H101V85H99ZM104 85H102V87H103ZM173 86V85H172ZM177 86V85H176ZM190 86V85H189ZM254 86V85H253ZM8 87V86H7ZM70 87H71V85H70ZM81 87V86H80ZM101 87V88H102ZM226 87V86H225ZM93 88V87H92ZM92 88H88V89H92ZM152 88V87H151ZM173 88H174V90H176L175 88L176 87H174L173 86ZM173 88H172V90H173ZM191 88V86L189 87V89ZM199 88H200V86H199ZM253 88V87H252ZM262 88V87H261ZM9 89V88H8ZM11 89V88H10ZM85 89V88H84ZM87 89V88H86ZM85 89V90H86ZM100 89V88H99ZM98 89V90H99ZM106 89V88H105ZM154 89V88H153ZM152 89V90H153ZM192 89V88H191ZM55 90V89H54ZM89 90V91H90ZM188 90V89H187ZM186 90V91H187ZM218 90V89H217ZM255 90V89H254ZM3 91V90H2ZM100 91V90H99ZM137 91V90H136ZM135 91V92H136ZM148 91V90H147ZM154 91V90H153ZM156 91H155V93H156ZM192 92L189 94L188 93V95L189 96H192L195 92L194 91H196V89H194L193 88V90H191ZM219 91V90H218ZM241 91V90H240ZM6 92V91H5ZM19 92V91H18ZM85 92V91H84ZM138 92H140V91H138ZM16 93V92H15ZM98 93V92H97ZM125 93H127L126 91H125ZM130 93V92H129ZM129 93H128V95H129ZM134 93V92H133ZM149 93V92H148ZM172 94H173V92H171ZM171 93H170V95H171ZM181 93V92H180ZM232 93V92H231ZM4 94V93H3ZM131 94V93H130ZM141 94H142V92H141ZM147 94V93H146ZM183 94V93H182ZM250 94V93H249ZM248 94V95H249ZM256 94V93H255ZM5 95H7V93L5 94ZM12 95V94H11ZM16 95V94H15ZM44 95V96H43ZM53 95V94H52ZM125 95V94H124ZM148 95V94H147ZM150 95V94H149ZM157 95V94H156ZM155 95V96H156ZM184 95H186V94H184ZM215 95V94H214ZM219 95V94H218ZM253 95V94H252ZM258 95H260V94H258ZM3 96V95H2ZM1 96V97H2ZM92 96V95H91ZM151 96H152V94H151ZM163 96V95H162ZM177 96H180V95H176V97ZM261 96V95H260ZM8 97V96H7ZM11 97V96H10ZM46 97V96H45ZM72 97V96H71ZM75 97V96H74ZM84 97V96H83ZM125 97V96H124ZM123 97V98H124ZM129 97H130V95H129ZM145 97H147V96H145ZM166 97V96H165ZM262 97H264V96H262ZM20 98V97H19ZM19 98H17V99H19ZM31 98V97H30ZM29 98V99H30ZM42 100H41V99ZM90 98H92V99H88L89 101H87V103H84V105H83V108H82V110H81V113L79 112H75V111H77V109L75 108V107H73L74 105H75V103H72V101L73 102H75V100H67V102H65L64 104H59V105H56L55 104V106H56V108L53 110V111H49V112H46L45 111V115L44 116H46L47 118H48V120L49 121H52V120H55V118L57 117V115H59V112L61 111V110H63L64 112H66L67 114H68V117H67V119L65 120L64 119V122L63 123H61L60 124V127H59V130L60 131H62V130H67V131H65V133L63 134H59V132H58V136H60V135H63L64 137H66L67 135H66V132H68V130H70L71 128H73V127H75L76 125H77V123L79 122V120H80V118L82 119V118H89V117H91L94 113H96L99 109H100V107H101V105H102V101L99 99V98H101V97H98V94H97V96H96V94H94L93 95V97H90ZM126 98V97H125ZM131 98L133 99V97H132V95H131ZM158 98V97H157ZM161 98V97H160ZM164 98V97H163ZM173 98V97H172ZM223 98V97H222ZM255 98V97H254ZM13 99V98H12ZM17 99H16V101H17ZM63 99V98H62ZM68 99V98H67ZM119 99V98H118ZM121 99V98H120ZM128 99V98H127ZM134 99H135V97H134ZM133 99V100H134ZM143 99V98H142ZM252 99V98H251ZM1 100V99H0ZM11 100V99H10ZM49 100V99H48ZM54 100H55V98H54ZM87 100V99H86ZM105 100V99H104ZM108 100V99H107ZM117 100V99H116ZM129 100V99H128ZM160 100V99H159ZM168 99H166V101H167ZM188 99L187 98H183V97H179V98H177V99H175V100H170V101H167V103H162V104H164L163 105V110H165L167 113L168 112H170V113H176L178 110H179V107H181L186 101H187ZM242 100V99H241ZM240 100V101H241ZM248 100V99H247ZM263 100V99H262ZM2 101V100H1ZM12 101V100H11ZM10 101V104L12 103ZM26 101V100H25ZM28 101V100H27ZM58 101V100H57ZM82 101H83V99H82ZM110 101V100H109ZM121 101H122V99H121ZM130 101V100H129ZM145 101V100H144ZM161 101H164V100H161ZM243 101V100H242ZM242 101H241V105L242 104H245V103H242ZM253 101H255V99L253 100ZM259 101V100H258ZM260 101H261V99H260ZM7 102V101H6ZM49 102H50V100H49ZM59 102V101H58ZM79 102V101H78ZM83 102H85V101H83ZM111 102H112V100H111ZM110 102V103H111ZM114 102H115V100H114ZM138 102V101H137ZM189 102V101H188ZM9 103V102H8ZM22 103H24V101H22ZM52 101H51V106H52ZM80 103V102H79ZM110 103H108V104H110ZM134 103H136V102H134ZM143 103V102H142ZM145 103V102H144ZM143 103V104H144ZM149 103V102H148ZM251 103V102H250ZM16 104H17V102H16ZM48 104V103H47ZM58 104V103H57ZM83 104V103H82ZM119 104V102H115V103H112V104H110L109 106H108V109H107V111L105 110V120L103 121V122H101L102 124L101 125H99L98 127H96L95 129H97V130H99L100 131V133H101V131L103 132V134H116V132H122L123 130H126V129H128L130 126H132L133 125V123L136 121L135 119H137V117L140 115V114H143V113H148V114H151L152 113V108H150L149 106H145V105H142V106H138V107H134L133 109H131V110H123V107H122V109L121 110H116L115 109V106L116 105H118ZM127 104V103H126ZM145 104H147V103H145ZM159 104V103H158ZM157 104V105H158ZM225 104V103H224ZM79 105V104H78ZM129 105V104H128ZM149 105H150V103H149ZM251 105H253V104H251ZM250 105V106H251ZM261 105H263L264 106V101H262V104ZM17 106H18V104H17ZM46 106V105H45ZM76 106V105H75ZM107 106V105H106ZM134 106V105H133ZM152 106V105H151ZM156 106V105H155ZM160 106V105H159ZM158 106V107H159ZM243 106V105H242ZM241 106V108L243 109V107ZM250 106H249V104L248 105H245V108L244 109H248V108H250ZM254 106V105H253ZM49 107V106H48ZM128 107H130V106H128ZM162 107V106H161ZM259 107V106H258ZM3 108H7V107H2V109ZM10 108H12V107H10ZM14 108V107H13ZM20 108V107H19ZM46 108V107H45ZM51 108V107H50ZM53 108V107H52ZM51 108V109H52ZM80 108V107H79ZM102 108V107H101ZM107 108V107H106ZM113 108H114V110H113ZM121 108V107H120ZM119 108V109H120ZM131 108H132V106H131ZM154 108V107H153ZM160 108V107H159ZM2 109H0V110H2ZM15 109H17V108H15ZM15 109H13V110H15ZM76 109V110H75ZM103 109V108H102ZM105 109V108H104ZM125 109V108H124ZM126 109H128V108H126ZM130 109V108H129ZM160 109H162V108H160ZM258 109V108H257ZM263 109H264V107H263ZM8 110V109H7ZM162 110V111H163ZM239 110V109H238ZM249 110V109H248ZM255 110V109H254ZM253 110V111H254ZM101 111V110H100ZM240 111V110H239ZM259 111H260V109H259ZM230 112V111H229ZM242 112V111H241ZM250 112H251V110H250ZM258 112V111H257ZM257 112H253L252 114L250 113L249 115H246L245 116V118L243 119V121L241 122L242 123V126L244 127V126H246V124L247 123H251L252 125H253V123H256V126H257V123H258V125L260 124V120L262 119V116H263V114H264V111L263 112H261L260 114L259 113H257ZM12 113H14V114H12ZM93 113V114H92ZM155 113V112H154ZM159 113V112H158ZM164 113V112H163ZM40 114V113H39ZM92 114V115H91ZM162 114V113H161ZM202 114V113H201ZM230 114V113H229ZM242 114V113H241ZM248 114V113H247ZM262 114V115H261ZM66 115V114H65ZM155 115H157V114H155ZM220 115V114H219ZM243 115H244V113H243ZM38 116V115H37ZM43 116V117H44ZM64 116V115H63ZM98 116V115H97ZM179 116V115H178ZM240 116V115H239ZM147 117V116H146ZM153 117V116H152ZM174 117V116H173ZM180 117V116H179ZM183 116L181 115V118H182ZM228 117V116H227ZM33 118V117H32ZM31 118V119H32ZM34 118H35V115H34ZM34 118H33V120H34ZM58 118V117H57ZM61 118V117H60ZM172 118V117H171ZM177 118V117H176ZM240 118H241V116H240ZM27 119V118H26ZM30 119V118H29ZM39 119V118H38ZM41 120H42V118H40ZM62 119V118H61ZM60 119V120H61ZM179 119V118H178ZM191 119V118H190ZM210 119V118H209ZM36 120H37V117H36ZM93 121H94V119H92ZM135 120V121H134ZM141 120H142V118H141ZM143 120H144V118H143ZM164 120H166V119H164ZM171 120V119H170ZM173 120H174V118H173ZM182 120H184V119H182ZM181 120V121H182ZM197 120V119H196ZM24 121H26V122H24ZM38 121H40V120H38ZM56 121H59V119L57 120L56 119ZM82 121V120H81ZM138 121V120H137ZM153 121H155L154 120V118H153ZM231 121V120H230ZM239 121V120H238ZM36 122V121H35ZM44 122V121H43ZM91 122V121H90ZM95 122V121H94ZM93 122V123H94ZM140 122V121H139ZM143 122V121H142ZM150 122V121H149ZM161 122V121H160ZM166 122V121H165ZM172 122V121H171ZM177 122L178 121H176V123L175 124H177ZM183 122V121H182ZM181 122V123H182ZM191 122V121H190ZM14 123H16V122H14ZM21 123V124H22ZM29 123V122H28ZM87 123V122H86ZM157 123V122H156ZM179 124H180V122H178ZM264 123V122H263ZM11 124V123H10ZM18 124H20V123H17V125ZM20 124V125H21ZM32 124H34V123H32ZM40 124H42V123H40ZM84 124H85V120H84ZM88 124V123H87ZM96 124V123H95ZM158 124V123H157ZM164 124V123H163ZM167 124V123H166ZM169 124H170V122H169ZM192 124V123H191ZM206 124V123H205ZM222 124V123H221ZM235 124V123H234ZM12 125H14V124H12ZM11 125V126H12ZM16 125V124H15ZM38 125V124H37ZM36 125V126H37ZM43 125V124H42ZM42 125H40V127H42ZM56 125V124H55ZM159 125V124H158ZM157 125V126H158ZM171 125V124H170ZM225 125V124H224ZM263 125V124H262ZM262 125H260V126H262ZM10 126V127H11ZM30 126V125H29ZM39 126V125H38ZM51 126H53V125H51ZM85 126V125H84ZM89 126V125H88ZM94 126V125H93ZM92 126V127H93ZM97 126V125H96ZM135 126H137V125H135ZM141 126V125H140ZM149 126V125H148ZM165 126V125H164ZM164 126H163V128H164ZM166 126H168V125H166ZM172 126H173V124H172ZM176 126H178V125H176ZM183 126V125H182ZM202 126V125H201ZM200 126V127H201ZM242 126H240V127H242ZM256 126H255V128H256ZM33 127V126H32ZM34 127H35V125H34ZM87 127V126H86ZM95 127V126H94ZM132 127H134V126H132ZM146 127V126H145ZM162 127V126H161ZM171 127V126H170ZM174 127V126H173ZM172 127V128H173ZM196 127V126H195ZM237 127H239L238 125H237ZM248 127V126H247ZM250 127V126H249ZM8 128H9V124H8ZM18 128V127H17ZM39 128V127H38ZM44 128V127H43ZM90 128V127H89ZM135 129H136V127H134ZM134 128H132V129H134ZM149 127H147L146 129H148ZM152 128V127H151ZM192 128V127H191ZM191 128H189V129H191ZM234 128V127H233ZM246 128V127H245ZM259 128H261V127H259ZM5 129V128H4ZM29 129V128H28ZM35 128H32V130H34ZM46 129V128H45ZM83 129V128H82ZM86 129V128H85ZM154 129V128H153ZM162 129V128H161ZM183 131L185 132V131H187L188 130V128L187 127H184L183 126ZM202 129V128H201ZM206 129V128H205ZM247 129H250V128H247ZM251 129H253V128H251ZM262 129H263V126H262ZM8 130V129H7ZM25 130H27V129H25ZM47 130V129H46ZM51 130V129H50ZM49 130V131H50ZM73 130V129H72ZM96 130V131H97ZM200 130V129H199ZM239 130V129H238ZM246 130V129H245ZM254 130L255 131H257V138L258 139H256L255 141H258V142H260V144H256V142H255V144L258 146L257 147V149L259 148L260 149V151L259 150H257V153H255L254 155H256V156H252V154H251V152H250V150L249 151H247V154L246 155H244V153L243 152H245L246 151V149L248 150V149H252V147L250 146V148H248L249 146L248 145H246V144H240L241 145V147L239 146V145H237V143H236V145L237 146H233V147H231V148H229V147H227V146H229V145H227L226 147L227 148H229L228 150H227V148H225V151L227 150L228 151V153H234L235 154V156H239V157H241V156H245L246 157V159H245V161H243V163L244 164H249L250 166H254V169L256 168V170L257 169H259V172H260V169H261V172H263L264 173V132H263V130H260V131H258V129L256 130V129H253V134H254ZM31 131V130H30ZM38 131H40V130H38ZM38 131H37V133H38ZM74 131H75V129H74ZM74 131H72L73 133H75ZM86 131V130H85ZM87 131H88V129H87ZM86 131V132H87ZM90 131V130H89ZM95 131V130H94ZM151 131H153L154 132V130H151ZM150 130L148 131V130H145V129H141V128H139V129H137V133L138 134H140V136H148V135H150V133H153V132H151ZM159 131V130H158ZM174 131V130H173ZM178 131V130H177ZM179 131H181V129L179 130ZM190 131V130H189ZM205 131V130H204ZM224 131V130H223ZM234 130L232 129V131L231 132H233ZM243 131H244V129H243ZM43 132V131H42ZM42 132H40V133H42ZM51 132V131H50ZM55 132V131H54ZM127 132V131H126ZM166 132V131H165ZM191 132V131H190ZM195 132H197L196 130H195ZM202 132V131H201ZM235 132V131H234ZM7 133V132H6ZM5 133V134H6ZM29 133V132H28ZM57 133V132H56ZM70 133H71V131H70ZM124 133V132H123ZM128 133V132H127ZM126 133V134H127ZM178 133V132H177ZM181 133V132H180ZM187 133V132H186ZM192 133V132H191ZM199 133V132H198ZM247 133V132H246ZM256 133V132H255ZM17 134V133H16ZM19 134V133H18ZM31 134V133H30ZM46 134H48V133H46ZM46 134H44L43 133V135H46ZM78 135L80 134V133H77ZM82 134V133H81ZM102 134V133H101ZM114 134V135H115ZM142 134V135H141ZM157 133H156V131H155V135H156ZM161 134V133H160ZM164 133H162L161 135H163ZM166 134V133H165ZM176 134V133H175ZM179 134V133H178ZM195 134V133H194ZM193 134V135H194ZM200 134H202V133H200ZM199 134V135H200ZM203 134H205V133H203ZM212 134V133H211ZM239 134V133H238ZM237 134V136L239 137V135ZM32 135V134H31ZM38 135V134H37ZM85 135V134H84ZM88 135V134H87ZM90 135V134H89ZM113 135V136H114ZM173 135V134H172ZM181 135V134H180ZM180 135H178L179 137H180ZM183 135V134H182ZM186 135H188V134H186ZM191 135L190 136V138H188L189 139V141H187L185 144H181V143H177V142H170V140L172 139H168L169 140V142L168 141H166L165 140V137H163V136H161V138L159 139L160 140V142H164L165 143V148H166V150L169 152L168 154H170V155H168L170 158H168V156L167 157H164V156H159L158 155V157H149L148 156V154H147V156L145 155L146 154V151H148L149 153H150V151H151V149L149 148V146H148V144H147V146L148 147H145V145H143L142 144V153L143 152H145V153H143L144 154V158H145V160H146V162L147 163H149L152 167H155V166H157V167H159V169L162 171V173H161V175L162 176H164V178H169V179H171V181H173V182H177V183H183V184H185V185H183L184 187H182V189L181 190H184L185 192H186V195H187V198H185V199H187V200H189L190 201V203L191 204H193V205H199V204H201L202 202H207V203H211V204H213V205H219V206H222L223 204H222V201H216V197L214 198V196L215 195H212V191H210V190H213L210 186H211V183H208V179L209 178H207L206 179V177L207 176H211L212 177V175L213 176H216V175H218L220 172H221V167L223 166L222 164V166L221 165H217V163L214 161V160H212L213 158H209V156H208V158L206 157L207 155H208V153H207V155H206V153H205V151L203 150V149H201V147H203L204 146V144H206L207 143V141L209 140V139H207V140H203L204 138L203 137H197V135ZM198 135V136H199ZM242 135H243V133H242ZM254 135H256V134H254ZM254 135L252 136V135H249V136H252V137H254ZM33 136V135H32ZM54 136V138H55V135H53ZM52 136V137H53ZM81 136V135H80ZM107 136H109V138H110V135H107ZM136 136V135H135ZM151 136V135H150ZM227 136V135H226ZM237 136H236V138H237ZM29 137V136H28ZM35 137H36V135H35ZM40 137V136H39ZM51 137V136H50ZM51 137V138H52ZM61 137V136H60ZM70 137H71V134H70ZM79 137V136H78ZM83 137V136H82ZM89 137V136H88ZM88 137H84V138H88ZM95 137V136H94ZM118 137V136H117ZM154 136H152V138H153ZM168 137V136H167ZM176 137V136H175ZM188 137V136H187ZM219 137V136H218ZM234 137V136H233ZM256 137V136H255ZM32 138V137H31ZM33 138H34V136H33ZM41 138V137H40ZM57 138V137H56ZM73 138V137H72ZM77 138V137H76ZM92 138V137H91ZM99 138H101V137H99ZM114 138V137H113ZM120 138V137H119ZM148 138H149V136H148ZM148 138H147V140H148ZM181 138H182V136H181ZM203 138V139H202ZM212 138V137H211ZM210 138V139H211ZM216 138V137H215ZM223 138V137H222ZM232 138V137H231ZM37 139H38V137H37ZM50 139V138H49ZM49 139L47 138V139H45V141L47 140V142L49 141ZM62 139V138H61ZM65 139V138H64ZM79 139V138H78ZM81 139V138H80ZM95 139V138H94ZM105 139V138H104ZM144 139V138H143ZM146 139V138H145ZM154 139V138H153ZM187 139V140H188ZM252 139V138H251ZM254 139V138H253ZM20 140H22V139H20ZM52 139H50V141H51ZM63 140V139H62ZM85 140V139H84ZM89 140H91V139H89ZM93 140V139H92ZM98 140V139H97ZM150 140V139H149ZM148 140V141H149ZM157 139L155 138V141H156ZM165 140V141H164ZM182 140H184V136H183V138H182ZM224 140V139H223ZM229 140H231V139H229ZM242 140V139H241ZM247 140H248V138H247ZM25 141V140H24ZM23 141V142H24ZM27 141V140H26ZM33 141V140H32ZM37 140H35V142H36ZM39 141H40V139H39ZM38 141V142H39ZM45 141L44 142H42V141H40L39 142V144H40V146H42V145H49L48 143H45ZM52 141H54V140H52ZM60 141V140H59ZM71 141V140H70ZM83 141V140H82ZM146 141V140H145ZM212 141V140H211ZM216 140L214 139V142H215ZM225 141V140H224ZM248 141H250V138H249V140ZM34 142V141H33ZM63 142V141H62ZM81 142V141H80ZM217 142H219V140L217 141ZM231 142H233V141H231ZM238 142V141H237ZM241 142V141H240ZM239 142V143H240ZM254 141H252V144L251 145H253L254 143H253ZM18 143V142H17ZM52 143V142H51ZM57 143H59V142H57ZM65 143V142H64ZM88 143V142H87ZM86 143V144H87ZM153 143H155V142H153ZM163 143V144H164ZM209 143V142H208ZM220 143V142H219ZM219 143H218V145H219ZM244 143V142H243ZM251 143V141L249 142V144ZM19 144V143H18ZM60 144H61V142H60ZM63 144V143H62ZM140 144V143H139ZM211 144V143H210ZM227 144H228V142H227ZM233 144H234V142H233ZM232 144V145H233ZM36 146H37V144H35ZM55 145V144H54ZM58 145V144H57ZM71 145V144H70ZM102 145V144H101ZM151 145V144H150ZM156 145V144H155ZM154 145V147L157 149V147ZM206 145H208V144H206ZM214 145H216V144H214ZM231 145V144H230ZM244 145H246V146H248V147H246V146H244ZM39 146V147H40ZM44 146H42V147H44ZM50 146V145H49ZM61 145H59V147H60ZM66 146V145H65ZM69 146V145H68ZM87 146V145H86ZM94 146V145H93ZM163 146V145H162ZM212 146H213V144H212ZM48 147V146H47ZM53 147V146H52ZM52 147H51V149H52ZM55 147V146H54ZM56 147H58V146H56ZM58 147V150L60 149ZM91 147V146H90ZM98 147V146H97ZM111 147V146H110ZM122 147V146H121ZM130 147H132V146H130ZM152 147V146H151ZM209 147V146H208ZM222 147V146H221ZM225 147V146H224ZM26 148V147H25ZM41 148V147H40ZM39 148V149H40ZM128 148V147H127ZM163 148V147H162ZM161 148V149H162ZM212 148V147H211ZM254 148V147H253ZM29 149V148H28ZM42 149V148H41ZM91 149V148H90ZM99 149V148H98ZM102 149V148H101ZM100 149V150H101ZM105 149V148H104ZM116 149V148H115ZM129 149V148H128ZM154 149V148H153ZM159 149H160V145H159ZM164 149V148H163ZM209 149V148H208ZM207 149V150H208ZM224 149V148H223ZM256 149V148H255ZM48 150V149H47ZM46 150V151H47ZM50 150V149H49ZM56 150V149H55ZM158 150V149H157ZM210 150V149H209ZM222 150V149H221ZM20 151V150H19ZM34 151V150H33ZM38 151V150H37ZM43 151V150H42ZM68 151V150H67ZM71 151H72V149H71ZM102 151V150H101ZM100 151V152H101ZM113 151V150H112ZM133 151V150H132ZM161 151V150H160ZM162 151H164V150H162ZM161 151V152H162ZM166 151V152H167ZM211 151V150H210ZM213 151V150H212ZM218 151V150H217ZM217 151L215 152V155H216V153H217ZM220 151V150H219ZM219 151H218V153H219ZM22 152V151H21ZM20 152V153H21ZM41 152V151H40ZM39 152V153H40ZM52 152V151H51ZM50 152V153H51ZM62 152V151H61ZM126 152V151H125ZM152 152V151H151ZM153 152H154V150H153ZM158 152V151H157ZM253 152V151H252ZM36 153V152H35ZM34 153V154H35ZM49 153V152H48ZM53 153V152H52ZM55 153H57L56 151H55ZM86 153V152H85ZM130 153H131V150H130ZM129 153V154H130ZM139 153V152H138ZM141 153V154H142ZM160 153V152H159ZM165 153V152H164ZM217 153V154H218ZM220 153H221V151H220ZM224 153V152H223ZM33 154V155H34ZM44 154V153H43ZM117 154V153H116ZM136 154H137V151H136ZM151 154V153H150ZM161 154H163V153H161ZM160 154V155H161ZM211 154H213V153H211ZM210 153H209V155H211ZM27 155V154H26ZM25 155V156H26ZM31 155V154H30ZM35 155H37V156H33V157H35V163H39L40 164V166L41 165H44V166H46L47 168H49V171H50V178H52V179H54V181L56 182L59 178H60V172H59V169L61 168L60 166V168L59 167H57V166H55V165H53L52 164V161H51V159H47V156H44V155H42V154H35ZM46 155V154H45ZM88 155V154H87ZM122 155V154H121ZM131 155V154H130ZM133 155V154H132ZM140 155V154H139ZM167 155V154H166ZM180 155L182 156V155H184L185 157H186V161L187 162H192V164H193V168H195L196 169V171H197V176H193V177H190L191 175H189L188 176V173H186V171L189 169V164L187 163V162H184V160L183 159H181L180 158ZM215 155H213V156H215ZM219 155V154H218ZM217 155V156H218ZM104 156V155H103ZM114 156V155H113ZM123 156V155H122ZM157 156V155H156ZM212 155H211V157H213ZM220 156V155H219ZM222 156V155H221ZM220 156V157H221ZM33 157L31 158V159H33ZM51 157H52V154H51ZM50 157V158H51ZM121 157V156H120ZM185 157H184V159H185ZM30 158V157H29ZM49 158V157H48ZM54 158H55V156H54ZM87 158V157H86ZM94 158V157H93ZM128 158V157H127ZM136 158V157H135ZM139 158V157H138ZM217 158V157H216ZM222 158V157H221ZM226 158H228V157H226ZM232 159L234 158V157H231ZM243 158V157H242ZM23 159V158H22ZM63 159V158H62ZM89 159V158H88ZM133 159V158H132ZM132 159H131V161H132ZM169 159V160H168ZM228 159H230V158H228ZM237 159V158H236ZM34 160H32V161H34ZM52 160H53V158H52ZM93 160V159H92ZM117 161H119L120 162V160L117 158L116 159ZM124 160V159H123ZM130 160V159H129ZM183 160V161H182ZM235 159H233V161H234ZM25 161V160H24ZM31 161V160H30ZM85 161V160H84ZM96 161V160H95ZM218 161V160H217ZM221 161V160H220ZM227 161V160H226ZM232 161V162H233ZM240 161V159L238 160V162ZM54 162V161H53ZM64 162V161H63ZM66 162V161H65ZM64 162V163H65ZM104 162V161H103ZM109 162H110V160H109ZM118 162V164H120ZM223 162V161H222ZM235 162V161H234ZM125 163V162H124ZM123 163V164H124ZM133 163V162H132ZM136 163V162H135ZM226 163H228V161L226 162ZM225 163V164H226ZM243 163H241V164H243ZM138 164V163H137ZM191 164V163H190ZM240 164V163H239ZM89 165V164H88ZM107 165V164H106ZM113 165V164H112ZM115 165V164H114ZM122 165V164H121ZM237 165V164H236ZM38 166V165H37ZM63 166H65V165H63ZM99 166V165H98ZM117 166V165H116ZM120 166V165H119ZM132 166V165H131ZM148 166V165H147ZM146 166V167H147ZM151 166H150V168H151ZM244 166V165H243ZM89 167V166H88ZM114 167V166H113ZM122 167H124V166H122ZM128 167V166H127ZM134 166H132V168H133ZM246 167V166H245ZM44 168V167H43ZM118 168V166L116 167V168H113V169H110V172H108L109 174V177H100V176H97L98 177V179L99 180H102L103 182L104 181H107L108 179H111V178H114V179H116V177H120L121 176V174L122 175H124V174H129V172L130 171H128V170H121V169H117ZM129 168V167H128ZM131 168V169H132ZM147 168H149V167H147ZM149 168V169H150ZM251 168V167H250ZM95 169V168H94ZM125 169V168H124ZM135 169V168H134ZM134 169H132V170H134ZM244 169V168H243ZM248 169V168H247ZM61 170V169H60ZM144 170V169H143ZM153 170H155L154 168H153ZM233 170V169H232ZM238 170V169H237ZM240 170H242V169H240ZM239 170V171H240ZM91 171V170H90ZM138 171V170H137ZM251 171H252V169H251ZM250 171V172H251ZM258 171V170H257ZM48 172V171H47ZM96 172V171H95ZM148 172V171H147ZM190 172V171H189ZM235 172H238V171H236L235 170ZM247 172H248V170H247ZM249 172V173H250ZM254 172V171H253ZM259 172H258V176H259ZM88 173V172H87ZM87 173H84V174H87ZM91 173H92V171H91ZM97 173V172H96ZM95 173V174H96ZM132 173V172H131ZM137 173V172H136ZM233 173V172H232ZM239 173H242L241 171L239 172ZM239 173H237L238 175H239ZM83 174V175H84ZM104 174V173H103ZM133 174V173H132ZM138 174V173H137ZM221 174V173H220ZM235 174V173H234ZM91 175V174H90ZM94 175V174H93ZM131 175V174H130ZM149 175V174H148ZM151 175V174H150ZM223 175V174H222ZM248 175V174H247ZM257 175V174H256ZM59 176V177H58ZM104 176V175H103ZM125 176V175H124ZM139 176V175H138ZM206 176V177H205ZM227 176V175H226ZM229 176V175H228ZM253 176V175H252ZM263 176V178H264V174L262 175ZM87 177V176H86ZM91 177V176H90ZM136 177V176H135ZM203 177V178H202ZM220 177V176H219ZM247 177V176H246ZM248 177H249V175H248ZM260 177V176H259ZM123 178V177H122ZM217 178H218V176H217ZM229 178H230V176H229ZM251 178V177H250ZM89 179V178H88ZM97 179V180H98ZM156 179V178H155ZM163 179V178H162ZM161 179V180H162ZM214 179V178H213ZM215 179H216V177H215ZM221 179H224V177L223 178H221ZM233 179V178H232ZM253 179V178H252ZM262 179V178H261ZM91 180V179H90ZM120 180H121V178H120ZM123 180V179H122ZM136 180V179H135ZM160 180V179H159ZM263 180V179H262ZM53 181V182H54ZM93 181H94V178H93ZM101 181V182H102ZM115 181H118V179L117 180H112L111 182H112V185L116 188H118L121 192H123V193H132V195L134 194V195H136V197L137 198H143V199H146V198H150L151 196H155V197H158L159 198V196L161 195V194H155V192H157L158 193V191L157 190H153L152 189V192H148V191H146V190H144V189H141L142 187L140 186V189L139 190H137L138 188H135L134 186V188H130V189H128L127 190V188H125V187H122L121 185L119 186L118 184H115ZM123 181H125V180H123ZM149 181V180H148ZM214 181V180H213ZM213 181H211V182H213ZM234 181V180H233ZM51 182V181H50ZM98 182V181H97ZM109 182V181H108ZM151 182V181H150ZM118 183V182H117ZM124 183V182H123ZM139 183V182H138ZM165 183V182H164ZM215 183V182H214ZM218 183V182H217ZM225 183V182H224ZM228 183V182H227ZM233 183V182H232ZM254 183H256L255 181H254ZM259 183V182H258ZM100 184V183H99ZM99 184H98V186H99ZM110 184V183H109ZM122 184V183H121ZM125 184V183H124ZM264 184V183H263ZM103 185V184H102ZM154 185H156V184H154ZM154 185H153V187H154ZM164 185V184H163ZM174 185V184H173ZM181 185V184H180ZM179 185V186H180ZM227 185V184H226ZM262 185V184H261ZM143 186V185H142ZM186 186V187H185ZM219 186H220V184H219ZM264 186V185H263ZM101 187V186H100ZM147 187V186H146ZM150 187V186H149ZM160 187V186H159ZM158 187V188H159ZM178 187V186H177ZM181 187V186H180ZM179 187V188H180ZM215 187H217V186H215ZM221 188H222V186H220ZM224 187V186H223ZM94 188V187H93ZM161 188V187H160ZM209 188H211L210 190H209ZM218 188V187H217ZM221 188H219V189H221ZM148 189V188H147ZM172 189V188H171ZM177 189V188H176ZM102 190V189H101ZM105 190V189H104ZM151 190V189H150ZM180 190V191H181ZM215 190V189H214ZM213 190V191H214ZM236 190V189H235ZM251 190V189H250ZM253 191V190H252ZM255 191V190H254ZM172 192V191H171ZM182 192V191H181ZM212 192V193H211ZM218 193H220L219 191H217ZM222 192H224V191H222ZM159 193H160V191H159ZM164 193V192H163ZM175 193V192H174ZM184 193V192H183ZM170 194V193H169ZM238 194V193H237ZM131 195V194H130ZM162 195H164V194H162ZM175 195V194H174ZM181 195V194H180ZM241 195V194H240ZM226 196V195H225ZM165 197V196H164ZM171 197V196H170ZM219 197H221V196H219ZM233 197V196H232ZM156 199V198H155ZM233 199V198H232ZM139 200V199H138ZM147 200V199H146ZM186 200V201H187ZM218 200V199H217ZM222 200V199H221ZM237 200V199H236ZM255 200V199H254ZM150 201V200H149ZM154 201V200H153ZM161 201V200H160ZM226 201V200H225ZM224 201V202H225ZM234 201V200H233ZM233 201H231V202H233ZM250 201V200H249ZM140 202V201H139ZM236 202V201H235ZM237 202L239 203V201L237 200ZM245 202V201H244ZM188 203V202H187ZM229 203V202H228ZM154 204V203H153ZM190 204V205H191ZM236 204V203H235ZM258 204L259 205H261V206H264V202L262 201V202H258ZM202 205V204H201ZM226 205V204H225ZM227 205H230V204H227ZM234 205V204H233ZM256 205V204H255ZM192 206V205H191ZM235 206V205H234ZM238 206V205H237ZM240 206H242V205H240ZM252 206H254V205H252ZM257 206V205H256ZM212 207V206H211ZM229 207H231V206H229ZM229 207H227V208H229ZM259 207V206H258ZM192 208V207H191ZM219 208V207H218ZM237 208V207H236ZM263 208V207H262ZM249 209H250V207H249ZM222 210V209H221ZM232 210V209H231ZM242 211V210H241ZM228 212V211H227ZM261 215V214H260ZM66 226V225H65ZM41 228V227H40ZM40 232H42V230L40 229ZM76 231L74 230V225H72V226H69V225H67L66 227H65V234H66V237H65V240H64V252H63V258H62V261H61V264H117V263H115V261H114V259H113V252L112 251H110V248H109V239H108V236H107V234H104L103 236H102V241H101V245H99L98 247H96L95 245H98V240H96V238H94V237H91L90 239H89V241L87 242V244L85 245V247L83 248V249H80L79 247H78V242H79V238H78V236H77V234L75 233ZM35 243H34V241L33 240H31L30 239V237H28V236H26L25 235V233H24V230L22 231V233L20 234V238H19V240H17L16 242H15V244H14V246H13V250L11 251V253L9 254V256H8V258H7V261H8V264H31V262L32 261H30L31 260V256H33V254H34V251H35ZM156 246H158V248H160L159 246H161V248L164 246V243H157V245ZM165 247V246H164ZM159 250V249H158ZM23 253V256H22V258H19V254H22ZM234 264H238L237 262L236 263H234Z\"/></svg>",
	"mask_w": 264,
	"mask_h": 264
}]
</instances>
